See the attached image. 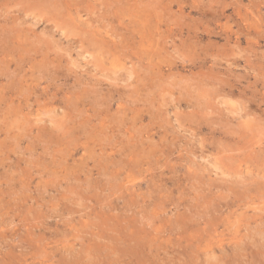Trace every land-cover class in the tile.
<instances>
[{"label": "rangeland", "instance_id": "rangeland-1", "mask_svg": "<svg viewBox=\"0 0 264 264\" xmlns=\"http://www.w3.org/2000/svg\"><path fill=\"white\" fill-rule=\"evenodd\" d=\"M0 264H264V0H0Z\"/></svg>", "mask_w": 264, "mask_h": 264}, {"label": "bare ground", "instance_id": "bare-ground-1", "mask_svg": "<svg viewBox=\"0 0 264 264\" xmlns=\"http://www.w3.org/2000/svg\"><path fill=\"white\" fill-rule=\"evenodd\" d=\"M114 9H115V8H114ZM55 13H56V12H55ZM93 25H94V24H93ZM72 29H73V28H72ZM111 30H112V28H111ZM125 30H126V29H125ZM118 32H119V31H118ZM118 32H117V33H118ZM123 35H124V33H123ZM114 42H115V41H114ZM130 76H131V75H130ZM93 105H94V104H93ZM249 173H250V172H249Z\"/></svg>", "mask_w": 264, "mask_h": 264}]
</instances>
